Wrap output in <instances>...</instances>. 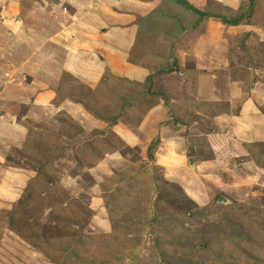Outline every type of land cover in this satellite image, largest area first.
I'll return each mask as SVG.
<instances>
[{"label":"rangeland","instance_id":"rangeland-1","mask_svg":"<svg viewBox=\"0 0 264 264\" xmlns=\"http://www.w3.org/2000/svg\"><path fill=\"white\" fill-rule=\"evenodd\" d=\"M147 1L161 5L164 0ZM188 1L200 9L212 5L219 13L233 1L238 5L234 13L243 14L242 24L264 27V0H255L253 4L250 0ZM164 3L186 24L193 20L191 14L185 19V10H175L173 4ZM164 10L161 6L157 11L163 14ZM154 22L145 37L153 43L145 44L136 38L124 54L130 63L146 65L150 75L142 83L110 77L107 85L103 81L98 85L100 90L93 92L95 98L112 99V106L100 103L99 113L105 124L124 102L128 103L122 110L126 114L124 119L133 118L138 122L156 100L174 97L170 93L186 73L195 68L209 71L214 66L208 64L209 56L196 58L192 53L195 35L202 34L199 28L175 33L178 28L175 18L165 22L156 18ZM221 29L216 33L232 38V52L240 47L234 56L240 66L232 65L233 77L245 82L257 80L244 73L249 52L246 49L242 52V46L246 48V39L251 38L247 40L249 48L260 56L259 51L264 53V43L259 45L252 29L247 34ZM169 31L173 33L168 37ZM187 50L189 56L183 57L182 52ZM261 59L264 61V54ZM93 108L94 105L90 106ZM183 108L175 114V124L159 131V134L165 132V136L154 138L159 142L155 153L162 147L160 163L149 159L147 145L124 147L125 162L118 165L119 171L102 181L100 213L109 232L102 231L96 209L86 202L90 199L88 187L92 186V177L80 174L79 184L83 186L80 189L85 199H74L75 194L60 184L69 173L66 165L58 163L52 169L51 154L43 152L32 163L39 168L27 183L21 199L11 210H0L1 263L22 264L18 258L24 260L25 252H35L47 257L51 264H264V141L242 145L247 148V155L230 135H212L211 124L203 118L191 124ZM260 110L264 112V106ZM171 136L185 137L184 157L177 165H169L163 158V145L171 144L168 139ZM23 152L14 153L13 165L21 159L29 160ZM227 157H237L238 163L240 159L250 160L244 169L234 166L233 172L212 169L214 174L221 175V180L210 178L206 175L212 173L197 168L199 162ZM174 159L177 162L178 156ZM219 197L226 202H218ZM8 254L15 257H7ZM34 263L26 261V264Z\"/></svg>","mask_w":264,"mask_h":264},{"label":"crops","instance_id":"crops-1","mask_svg":"<svg viewBox=\"0 0 264 264\" xmlns=\"http://www.w3.org/2000/svg\"><path fill=\"white\" fill-rule=\"evenodd\" d=\"M146 1L0 0V210H11L21 199L39 168L33 161L46 153L51 143L52 169L58 163L66 165L69 173L60 184L75 194L74 199L84 201L80 174L92 177L90 199L86 202L96 209L102 231L109 232L100 213L102 181L119 171L118 165L125 162L124 147L148 146L157 135L165 136L159 131L175 124V114L183 107L191 124L203 118L211 124L212 135H230L240 147L264 141V112L260 110L264 106V53H254L247 42L251 38H245L247 46H242V52L246 49L249 56L244 73L258 79L245 82L234 78L232 65L235 66V52L240 47L232 52V38L216 33L221 27L222 31L243 34L253 30L261 45L264 27L239 24L225 29L215 18L208 20L204 33L195 35L192 48L196 58L204 54L210 57L208 64L214 66L209 71L195 68L185 76L180 72L182 80L170 93L174 97L156 100L138 122L133 118L126 121L121 107L119 115L110 119L112 122L102 121L100 103L112 106L113 102L95 98L93 92L100 90V83L110 77L142 83L150 75L146 65L130 63L124 56L137 38L138 19L158 6L155 1ZM235 6L237 3L228 2V7L237 9ZM188 33L184 35L187 37ZM182 53L183 57L189 56L188 50ZM92 105L94 111L90 109ZM184 138L171 136V144L163 145V158L169 165L182 163ZM161 148L155 153L159 163ZM241 149L249 155L247 148ZM21 150L29 160L21 159L13 165L11 157ZM236 159L197 161V168L212 173L206 176L221 180V175L212 169L233 172L234 166L244 169L250 160L240 159L238 163ZM34 253L25 252L24 260L18 258L19 262L51 264L47 257ZM10 255L13 254L7 257Z\"/></svg>","mask_w":264,"mask_h":264},{"label":"trees","instance_id":"trees-1","mask_svg":"<svg viewBox=\"0 0 264 264\" xmlns=\"http://www.w3.org/2000/svg\"><path fill=\"white\" fill-rule=\"evenodd\" d=\"M254 1L255 0H250V4H253ZM164 2H168L169 4H173V7L175 10H178V9L185 10L186 11V15L184 16L185 19L188 20L187 14H191V15H193V20H191V21L189 20L188 24H186V22L182 20V17L179 19L176 18L175 13L171 12V9H169L168 6L165 5L166 3H164ZM158 6H159V8H157ZM158 6L154 10H152L150 12V14H148L147 16L140 17L138 19V21H137L138 22L137 41L138 40L143 41V42H145V44L146 43L150 44V42H152L151 39L146 40L145 37H146V33L148 32V30L153 28V24H155L154 21H156V18H158L159 22L160 21L165 22L168 19L172 20L173 18H175L176 22L178 24V28L176 29V31H174L175 33L176 32L181 33V32H185L188 30L189 31L195 30L197 28H199L200 33H204L205 28H206V21H207V19H210V18L218 19L221 22V24L224 26H236V25L242 24L243 19H244L243 14H236V13H234L235 10L230 9L228 7H224L223 12L219 13V12H217V9H215V7L212 5H208V8L200 9L195 4L190 3L188 0H164L163 3L161 5H158ZM161 6L163 8L164 7L166 8V11L164 10L163 14L157 11L158 9H160ZM167 11H169V12L166 13ZM167 28L169 30V27H167ZM168 30H167V32H168ZM160 31L161 30H159V32ZM171 31H169L170 33L168 34V37H169V35H171L173 33ZM113 79H114V77H113ZM108 80H109V78H108ZM106 82H104V85H107ZM107 98L111 100V97L107 96ZM128 99H132V98L129 96ZM121 104L123 105V106H121V109L123 110V107H125L128 103L124 102ZM100 106L101 105H99V108H100ZM109 121H111V120L109 119ZM50 144L51 143H49V145H48V149L46 150V153H50L52 151V147L50 146ZM158 144H159L158 140L154 139L147 146V150H146L147 155L151 161H155V149L157 148ZM46 147H45V149H46Z\"/></svg>","mask_w":264,"mask_h":264},{"label":"water","instance_id":"water-1","mask_svg":"<svg viewBox=\"0 0 264 264\" xmlns=\"http://www.w3.org/2000/svg\"><path fill=\"white\" fill-rule=\"evenodd\" d=\"M189 161H190V163L192 162V160H189ZM218 202H220V203H224V202H226V200L223 199L222 197H219V198H218Z\"/></svg>","mask_w":264,"mask_h":264}]
</instances>
